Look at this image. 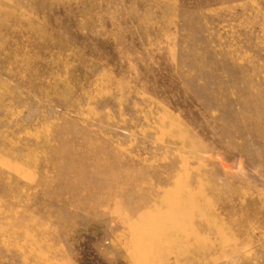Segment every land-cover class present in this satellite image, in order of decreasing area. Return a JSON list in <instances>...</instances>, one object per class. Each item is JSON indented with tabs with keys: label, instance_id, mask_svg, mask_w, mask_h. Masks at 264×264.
<instances>
[{
	"label": "rangeland",
	"instance_id": "1",
	"mask_svg": "<svg viewBox=\"0 0 264 264\" xmlns=\"http://www.w3.org/2000/svg\"><path fill=\"white\" fill-rule=\"evenodd\" d=\"M0 264H264V0H0Z\"/></svg>",
	"mask_w": 264,
	"mask_h": 264
}]
</instances>
